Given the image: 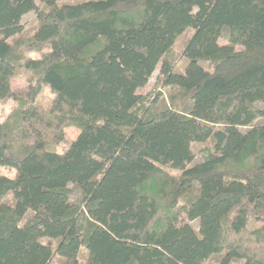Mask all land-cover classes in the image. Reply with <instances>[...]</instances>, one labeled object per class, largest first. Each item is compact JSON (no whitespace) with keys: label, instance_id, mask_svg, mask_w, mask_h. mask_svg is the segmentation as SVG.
Listing matches in <instances>:
<instances>
[{"label":"trees","instance_id":"obj_1","mask_svg":"<svg viewBox=\"0 0 264 264\" xmlns=\"http://www.w3.org/2000/svg\"><path fill=\"white\" fill-rule=\"evenodd\" d=\"M8 100L0 264H264V0H0Z\"/></svg>","mask_w":264,"mask_h":264},{"label":"rangeland","instance_id":"obj_2","mask_svg":"<svg viewBox=\"0 0 264 264\" xmlns=\"http://www.w3.org/2000/svg\"><path fill=\"white\" fill-rule=\"evenodd\" d=\"M23 25H24V30L23 32L17 36H14L16 39L18 38H22L21 40H26L27 37H30L32 34V30L34 29V26L37 23V17H36V13L34 11H30L27 14L24 15L23 19H22ZM190 36V31L184 33V35H182L181 37L178 38L176 44L174 45V52L175 54H177L178 56L181 55V51H182V47L183 44L187 41L188 37ZM12 38V40H14L15 38ZM47 50V46L46 45H42L40 42H35L31 49L29 50V55L33 56V57H38L39 55H41L44 51ZM159 70L157 69L152 77L150 78L148 85L146 86L145 90L149 91L151 89H154L155 84H156V80H157V76L159 75ZM25 73H23V75H18L15 76L12 79V87L13 88H20V89H24V87L26 86L27 82H26V78H25ZM54 97V93L52 92V90L48 87L45 86L43 88V90L40 92L39 94V102H41L43 105L49 106L53 100ZM152 102L158 106L160 109H164L165 105L169 103V95L166 91L165 88H160L157 87L156 93L154 94L153 98H152ZM15 101L14 100H8L6 101L4 104L0 105V109L2 110L1 112V120H3L4 118H6V116L10 113V111L13 109V107L15 106ZM155 120L159 123L162 124L165 120V113H160L156 116ZM256 122L259 123H264V117L259 118ZM79 133V129L75 126H67L65 127V142H62L58 145V150L62 151L64 150V148L66 147V145L68 144V142H70L72 139H74ZM205 144L202 143H194L193 147L194 149L198 152L200 147L204 146ZM202 158L199 156L198 160H201ZM0 171L3 174H6L8 176H15L16 174V169L13 167H9V166H1L0 167ZM174 172V171H173ZM177 172V171H176ZM77 193V192H76ZM12 193H9L6 196L5 200H11L12 198ZM33 214V212L31 210H29L27 212L26 215V219L31 217ZM251 225H257L260 222H262V220L260 219V213L256 212L253 213L250 217ZM81 264H86V259L82 258L81 259Z\"/></svg>","mask_w":264,"mask_h":264}]
</instances>
